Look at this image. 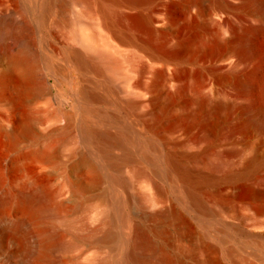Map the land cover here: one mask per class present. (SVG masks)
Masks as SVG:
<instances>
[{"label": "bare ground", "instance_id": "1", "mask_svg": "<svg viewBox=\"0 0 264 264\" xmlns=\"http://www.w3.org/2000/svg\"><path fill=\"white\" fill-rule=\"evenodd\" d=\"M18 1L20 15L0 14V37L21 49L1 50L31 79L34 23L47 28L54 5H82L65 26L90 20L68 31L65 58L94 78L82 98L98 160L82 163L111 186L102 208L73 220L52 213L48 189L25 182L17 194L32 221L4 225L35 235L29 264H49L83 240L96 264H251L243 251L264 264V0ZM97 101L115 112L94 109ZM133 203L152 208L146 222L134 219Z\"/></svg>", "mask_w": 264, "mask_h": 264}, {"label": "rangeland", "instance_id": "2", "mask_svg": "<svg viewBox=\"0 0 264 264\" xmlns=\"http://www.w3.org/2000/svg\"><path fill=\"white\" fill-rule=\"evenodd\" d=\"M20 6L23 5L18 0H0V14L15 10L14 16L17 17L22 13ZM81 9L82 5H54L47 28H38L34 23V48L39 58H34L32 64L35 73L33 79L11 66L2 55V47L19 51L21 42L12 36L0 37V198L6 193L11 195L6 201L0 200V264L34 262L26 253L29 245L34 243L35 235L29 233L24 237L21 231L4 225L19 219L32 221L33 212L26 209L17 194L25 182L33 181L48 189L53 195L52 213H61L73 220L88 216L97 207L102 208L105 197L111 192L106 173L98 172L97 180L96 172L93 173L92 167L86 166L98 160L94 151L97 138L90 129L93 122L86 114L82 98V91L86 86L91 88L94 78L90 74H83L65 58L69 45L68 31L72 28L84 30L90 20H81L78 27L72 23L65 26L63 21L64 18L72 21ZM122 48L130 53L129 49ZM138 78V74L133 73L129 82L134 84ZM135 91L136 96L142 95L137 89ZM92 104L95 105H92L94 109L104 107L103 110L115 112L110 104L98 101ZM133 113L131 110L124 112L125 122L134 120ZM68 124L71 126L67 127ZM106 130L115 133L117 128L109 125ZM111 150L116 156L121 153L118 148ZM83 160L86 164L82 163ZM130 168L131 165H125L121 175L128 177ZM112 172L108 171L109 174ZM151 209H141L133 203L130 210L134 219L143 223L146 221L142 215ZM49 221L51 216L45 214L42 222ZM88 223L93 225L94 220L91 218ZM87 242L81 241L68 253L54 252L49 264H96L92 259L96 247L94 249V245ZM62 254L67 256L64 258ZM242 254L246 262L260 264L254 255L245 251Z\"/></svg>", "mask_w": 264, "mask_h": 264}]
</instances>
